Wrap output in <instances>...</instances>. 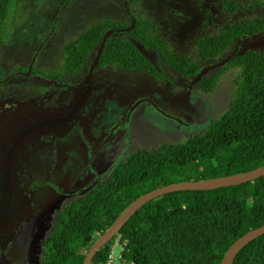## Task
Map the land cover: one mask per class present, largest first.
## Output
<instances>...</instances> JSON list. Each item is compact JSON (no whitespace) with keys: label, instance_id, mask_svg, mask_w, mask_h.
I'll return each mask as SVG.
<instances>
[{"label":"rangeland","instance_id":"rangeland-1","mask_svg":"<svg viewBox=\"0 0 264 264\" xmlns=\"http://www.w3.org/2000/svg\"><path fill=\"white\" fill-rule=\"evenodd\" d=\"M253 1L13 2L5 39L0 42V76L4 79L0 108L45 94L53 101L46 99L50 105H45L44 99H39L35 111L46 106L71 125L54 145L52 133L63 128L50 126L51 134L43 142L34 137L26 145L20 140L23 149L19 153L16 148L6 149L9 143H5L13 142L16 134L0 133V264H42L56 217L66 206L106 180L130 154L184 143L228 111L239 71L216 69L205 76L218 81L213 91L203 92L200 83L190 90L192 81L185 80L162 56L197 58L199 40L217 36L226 25L242 18L264 13V0H257L263 3L262 8L252 10ZM226 2L247 6L246 11L226 13L222 10ZM141 21L156 27L147 37L157 39L162 49L159 53L141 41L134 44L164 75L163 81L141 70L125 73L97 65L78 88L46 94L53 86L46 82L48 76L64 63L67 46L91 27ZM242 45L243 50L263 49L264 37L246 39ZM218 62H207L203 69Z\"/></svg>","mask_w":264,"mask_h":264},{"label":"trees","instance_id":"trees-1","mask_svg":"<svg viewBox=\"0 0 264 264\" xmlns=\"http://www.w3.org/2000/svg\"><path fill=\"white\" fill-rule=\"evenodd\" d=\"M14 1L0 0V42L5 39ZM246 7L226 2L222 10L236 15ZM262 7L263 3L255 0L249 8ZM150 32H156V27L148 21L95 25L67 46L62 67L72 76L87 72L108 34L98 66L125 73L141 70L163 81L164 75L134 44L141 41L160 53L162 45L157 39H148ZM259 36L264 37V13L242 18L226 25L217 36L199 40L197 58L162 56L191 82L207 62H220L238 48L223 67L239 71L228 111L184 143L130 154L106 180L66 206L56 217L42 264H84L90 249L122 213L156 189L245 174L264 166V48L243 50L242 45L244 40ZM199 83L208 93L218 81L204 77ZM262 226L264 177L214 191L170 193L143 206L95 255L92 264H106L118 237L127 264H222L233 244ZM233 264H264V235L244 248Z\"/></svg>","mask_w":264,"mask_h":264},{"label":"water","instance_id":"water-1","mask_svg":"<svg viewBox=\"0 0 264 264\" xmlns=\"http://www.w3.org/2000/svg\"><path fill=\"white\" fill-rule=\"evenodd\" d=\"M108 38V34L105 36L104 41L102 43L101 48L99 49V53L91 66V72L93 73L94 69L100 62L101 55L104 51L106 40ZM238 48L234 51L232 55L227 57L226 59L211 65L205 69H203L196 78L191 82L190 90L198 84L209 72L214 71L216 69H220L228 64L232 58L237 54ZM264 177V166L256 169L252 172L228 176V177H219L208 180H200V181H187L172 184L169 186H165L159 189H156L150 193H147L137 199L133 204H131L120 216V218L112 225V227L102 236L100 237L94 246L90 249L84 264H92V261L95 255L105 246L107 245L115 236H117L121 230L125 227V225L131 220V218L146 204L153 201L154 199L161 197L166 194L181 192V191H214L221 188H228L243 185L249 182H253L260 178ZM25 219V216L21 219L19 225ZM18 225V226H19ZM264 235V226L246 234L241 237L226 253L222 264H233L237 255L246 248L249 244L257 240L258 238Z\"/></svg>","mask_w":264,"mask_h":264},{"label":"flooded vegetation","instance_id":"flooded-vegetation-1","mask_svg":"<svg viewBox=\"0 0 264 264\" xmlns=\"http://www.w3.org/2000/svg\"><path fill=\"white\" fill-rule=\"evenodd\" d=\"M62 65L60 67H56L55 70L52 71L51 75L48 76L49 79L46 82H48L49 85L53 86L48 87V90L46 92L47 95L52 94L50 93V91H59L58 93H60L71 90L73 88H78L83 84V82H85L84 80L86 76L91 72L90 67L87 72L72 76L66 73ZM45 96L46 95L43 94L40 98H38L34 95H31V98L29 99L23 98L21 100L12 101L4 108H0V133L14 132V135L16 134L15 140L13 142H5L9 143L7 144L6 149L13 148L15 150L16 148L17 152L19 153V149H23L21 144L24 143L27 145L29 140L34 137H36V139L41 138V142L45 141V137L51 134L50 126L63 128V130L58 129L57 131L52 133V138L54 137L53 145L55 141H57V137L61 138L64 136L63 134L67 131L68 127L71 124L64 123L62 118L63 115L55 117L53 115V112H51V110L46 106L45 109L43 108L41 110L35 111L37 107L40 106V100L44 99L43 102L45 103V105H48L50 100L53 101L51 96ZM46 99H48L49 101H47ZM45 117H47V120H45ZM56 132L61 133L60 135H58L56 134ZM20 140H22V143H20ZM18 153H16V155H22Z\"/></svg>","mask_w":264,"mask_h":264},{"label":"built area","instance_id":"built-area-1","mask_svg":"<svg viewBox=\"0 0 264 264\" xmlns=\"http://www.w3.org/2000/svg\"><path fill=\"white\" fill-rule=\"evenodd\" d=\"M118 248L120 249L119 254L116 253ZM123 252H124V248L120 244V237H118L116 241L114 242V246L108 257L106 264H125L126 261L123 258Z\"/></svg>","mask_w":264,"mask_h":264}]
</instances>
